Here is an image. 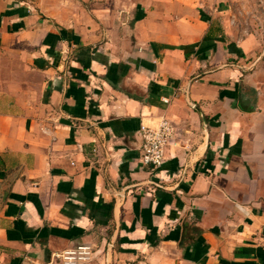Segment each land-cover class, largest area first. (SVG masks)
<instances>
[{
	"label": "crops",
	"instance_id": "0c3cea01",
	"mask_svg": "<svg viewBox=\"0 0 264 264\" xmlns=\"http://www.w3.org/2000/svg\"><path fill=\"white\" fill-rule=\"evenodd\" d=\"M81 245L264 264V0H0V264Z\"/></svg>",
	"mask_w": 264,
	"mask_h": 264
},
{
	"label": "built area",
	"instance_id": "2783aa9c",
	"mask_svg": "<svg viewBox=\"0 0 264 264\" xmlns=\"http://www.w3.org/2000/svg\"><path fill=\"white\" fill-rule=\"evenodd\" d=\"M142 138L140 161L142 165L151 168L161 166L167 159V147L178 139L177 130L172 121L162 118L157 125H143L140 129ZM93 248L90 245H81L69 249L57 257L63 264H80L91 258Z\"/></svg>",
	"mask_w": 264,
	"mask_h": 264
}]
</instances>
